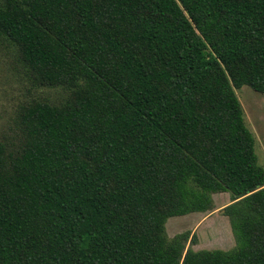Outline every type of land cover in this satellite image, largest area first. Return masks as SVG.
Wrapping results in <instances>:
<instances>
[{
    "label": "trees",
    "instance_id": "trees-1",
    "mask_svg": "<svg viewBox=\"0 0 264 264\" xmlns=\"http://www.w3.org/2000/svg\"><path fill=\"white\" fill-rule=\"evenodd\" d=\"M0 35L60 103L0 143V264H264V167L234 89L264 93V0H5ZM223 209L234 247L171 216Z\"/></svg>",
    "mask_w": 264,
    "mask_h": 264
},
{
    "label": "rangeland",
    "instance_id": "rangeland-1",
    "mask_svg": "<svg viewBox=\"0 0 264 264\" xmlns=\"http://www.w3.org/2000/svg\"><path fill=\"white\" fill-rule=\"evenodd\" d=\"M5 0H0L3 3ZM234 92L242 106L246 126L255 136V152L258 163L264 167V93L249 86L235 88ZM63 87H38L29 78L19 60L15 45L0 35V143L13 146L21 129L20 107L34 99H46L60 103L66 96ZM214 209L206 212L171 216L165 224L169 237L190 230L196 242L187 246L199 249H230L235 245L228 218L220 210L229 203L228 193L213 194Z\"/></svg>",
    "mask_w": 264,
    "mask_h": 264
},
{
    "label": "water",
    "instance_id": "water-1",
    "mask_svg": "<svg viewBox=\"0 0 264 264\" xmlns=\"http://www.w3.org/2000/svg\"><path fill=\"white\" fill-rule=\"evenodd\" d=\"M220 212L222 213L223 212V209H221Z\"/></svg>",
    "mask_w": 264,
    "mask_h": 264
},
{
    "label": "crops",
    "instance_id": "crops-1",
    "mask_svg": "<svg viewBox=\"0 0 264 264\" xmlns=\"http://www.w3.org/2000/svg\"><path fill=\"white\" fill-rule=\"evenodd\" d=\"M167 222V221H166ZM166 224V223H165ZM165 228H166V226H165ZM179 233V232H178ZM177 234V233H176Z\"/></svg>",
    "mask_w": 264,
    "mask_h": 264
}]
</instances>
